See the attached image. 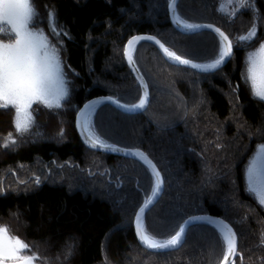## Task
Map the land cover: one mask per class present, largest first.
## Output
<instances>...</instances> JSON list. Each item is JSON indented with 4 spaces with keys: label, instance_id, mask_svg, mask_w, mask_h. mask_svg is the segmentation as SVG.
<instances>
[{
    "label": "trees",
    "instance_id": "1",
    "mask_svg": "<svg viewBox=\"0 0 264 264\" xmlns=\"http://www.w3.org/2000/svg\"><path fill=\"white\" fill-rule=\"evenodd\" d=\"M34 3L36 28L60 49L69 94L58 109L34 104V122L25 133L15 128L14 109L0 108V227L30 246L38 257L34 264H221V234L207 223L192 226L175 251L144 250L133 222L153 196L152 173L141 162L86 148L75 130L78 111L92 98L108 96L130 107L142 99L125 60L131 37L153 35L202 65L214 62L220 38L178 33L170 22V0ZM219 5L180 0L177 17L227 34L234 53L224 69L200 75L169 64L142 42L132 55L149 87L147 109L127 115L101 105L89 130L107 145L144 151L159 169L164 192L143 221L156 239H170L191 216L213 215L238 236L236 264H264V205L247 190L245 177L264 143V101L244 79L249 52L264 41V0H250L234 13ZM53 23L60 35L51 31ZM253 26L254 39H237Z\"/></svg>",
    "mask_w": 264,
    "mask_h": 264
},
{
    "label": "snow or ice",
    "instance_id": "2",
    "mask_svg": "<svg viewBox=\"0 0 264 264\" xmlns=\"http://www.w3.org/2000/svg\"><path fill=\"white\" fill-rule=\"evenodd\" d=\"M177 0H170V7L175 15ZM250 4V0H249ZM38 11L34 0H0V108L11 107L15 111L14 124L18 132L27 131L34 122L32 106L43 105L46 108H61L69 94L67 75L64 71V62L60 56L59 47L49 40L48 35L41 29L36 28L35 18ZM54 13L49 12L50 20L54 21ZM176 23L183 28L194 30L199 25L188 23L177 17ZM206 27L211 28V25ZM51 31H56L55 23ZM220 37L221 50L216 59L208 64H195L189 59H183L181 55L170 51L160 44L164 53L172 60L181 64L190 65L201 71H214L222 66L225 59L232 53V41L219 28L215 29ZM255 27L246 36L237 37L238 40L249 41L255 38ZM7 37L11 43H4ZM141 39H154L153 37H135L128 41L125 54L129 63L134 64L133 49L137 41ZM156 43H160L156 41ZM245 82L249 85L252 95L264 101V43L250 52L246 58L244 73ZM147 102V93L140 99L136 108H143ZM92 107V106H90ZM89 113H81L83 123L80 125L87 133V142L91 147L109 148L104 141L95 136L89 130ZM8 140H12L9 134ZM7 147V142L5 143ZM147 160L141 152L130 153ZM151 162L149 161V164ZM155 176V188L153 197L159 192L162 184L160 173L152 165ZM247 190L253 194L261 205H264V145H260L253 153L245 170ZM149 199L136 215L137 236L141 244L148 249L160 250L176 248L181 244L183 228L176 232L170 239L160 241L143 227L142 214L151 204ZM222 247V264H236L235 257L238 255L237 238L235 232L223 222L219 225ZM30 246L19 237L10 235L6 226L0 227V264H34L38 259L30 254ZM241 262L243 257H240Z\"/></svg>",
    "mask_w": 264,
    "mask_h": 264
},
{
    "label": "water",
    "instance_id": "3",
    "mask_svg": "<svg viewBox=\"0 0 264 264\" xmlns=\"http://www.w3.org/2000/svg\"><path fill=\"white\" fill-rule=\"evenodd\" d=\"M179 1L180 0H177L175 15H174V13H173L170 5H169L170 22H171L173 28L178 33H181L183 35L190 36V35H195V34H199V33H202V32H210V33H213V34H215V35H217L219 37L218 33L215 32V29L218 28V27L215 26V25H213V24H201V25H199L200 26L199 28L194 29V30H188V29L183 28L182 25H178L176 23V20H177V6L179 4ZM207 25H211L212 27L211 28L206 27ZM220 31H222V30L220 29ZM225 35H227V34L225 33ZM135 37H153L154 39H141V40H139V41L136 42V44L134 46V49H135V47L138 44H140L142 42L149 43V44L155 46L158 49V51L160 52L161 56L169 64L174 65V66H177V67H182V68L190 69V70H192L195 73L200 74V75L214 74V73H217V72L221 71L222 69H224L227 66V64L229 63V61L232 59L233 53H234L233 44H232V53H231V55L229 57H227L225 59V62L222 64V66L220 68H218V69H216L214 71H201L199 69L192 68L190 65L181 64V63H179L177 61H174V60L170 59L164 53L163 49L160 47V44H163V43L158 38H156L155 36L149 35V34H139V35H135V36L131 37L129 40H132ZM128 41H127L126 46H125V51H126V48L128 46ZM156 41H159L160 43L158 44V43H156ZM164 47H165V45H164ZM134 49H133V51H134ZM124 54H125V52H124ZM125 60H126V64H127L128 68H129L131 74L133 75V77L135 78V80L137 81V83L139 84V86L141 88L142 98H144L145 97V93H147V102H146L145 106L143 108H136L135 105L134 106H131V107L130 106H126V105L122 104L121 102H119L117 99L112 98V97H108V96H100V97L92 98L89 101H87L80 108V110L78 111V113L76 115V118H75V130H76V132H77V134H78V136H79L82 144L86 148H88V149H90L92 151H95L97 153L108 154V155H113V156H117V157H123V158H126V159H130V160H135V161L141 162L142 164H144L150 170V172L152 173V175H153V177L155 179V176H154V173H153V170H152V167H151L152 165H155V164L148 157V155L144 151H142L140 149L123 148V147L116 146V145H111L112 146V149H119V151L111 150L109 148L91 147L90 146V143L87 142V133L82 129V127H80V125L83 123V118L81 117V113L82 112L87 113L90 110H96L101 105H105V104L106 105H110L111 107H113L117 111H119V112H121L123 114H127V115H137V114H141V113H143L147 109V107L149 105V102H150V91H149L148 84H147L145 78L140 73V71L137 68L136 64L135 63L134 64H130L129 63V60H128V57L126 56V54H125ZM191 62L192 63H195L193 61H191ZM195 64H198V63H195ZM138 104H136V105H138ZM90 106H92V107H90ZM135 152H141V153H143L144 156L147 157V160H143L140 157H137L135 155H131L130 154V153H135ZM149 161L151 162L150 164H149ZM155 170L160 173V171H159V169L157 168L156 165H155ZM160 178H161V181H162V184L160 186V190H159V192L154 197L152 196L150 198L152 200V202H151V204H149V206L145 209V212L142 214V224H143V221H144V218H145L146 214L157 204V202L160 200V198L163 195V192H164V180L162 178L161 173H160ZM148 200L149 199H146L141 207H143ZM138 213H139V210L137 211L136 215ZM136 215L134 217V222H133L135 237H136L138 243L140 244V246L144 250H146V251H148L150 253H165V252H172V251H175V250L179 249L183 245V243H184V241L186 239L188 230L192 226H194L196 224H200V223L211 224V225H213L214 227H216L219 230V225H220L221 222H223L224 224H227L232 229L233 232H235L234 228L228 222H226L224 219H222L220 217H216V216L208 215V214L195 215V216H191V217L187 218L185 220V222L183 223V226H182V228L184 230L183 237H182L181 244L178 247H176V248L160 249V250H152V249H148L145 246H143L141 244L140 240L138 239V236H137V221H136ZM235 234H236V232H235ZM236 238H237V246H238V249H239V240H238L237 234H236ZM236 257H235V260H236Z\"/></svg>",
    "mask_w": 264,
    "mask_h": 264
},
{
    "label": "rangeland",
    "instance_id": "4",
    "mask_svg": "<svg viewBox=\"0 0 264 264\" xmlns=\"http://www.w3.org/2000/svg\"><path fill=\"white\" fill-rule=\"evenodd\" d=\"M249 4V0H220V5L219 8L221 11L223 12H227V13H234L236 11L241 10L242 8H244L246 5ZM4 42V41H3ZM12 42V41H11ZM11 42H4V43H11ZM262 43H264V41H262ZM261 43V44H262ZM260 47V45L255 49L252 50L250 52H254L256 51L258 48ZM249 52V53H250ZM95 111V110H94ZM94 113V112H93ZM92 113V114H93ZM92 114L89 116L88 121H90V118L92 117ZM26 131L22 132L25 133ZM260 145H264L260 144ZM258 145L257 148L260 146ZM248 166V165H247ZM247 168V167H246ZM246 177V176H245Z\"/></svg>",
    "mask_w": 264,
    "mask_h": 264
},
{
    "label": "bare ground",
    "instance_id": "5",
    "mask_svg": "<svg viewBox=\"0 0 264 264\" xmlns=\"http://www.w3.org/2000/svg\"><path fill=\"white\" fill-rule=\"evenodd\" d=\"M93 112H94V110H90L89 112H87V113H89L88 118Z\"/></svg>",
    "mask_w": 264,
    "mask_h": 264
}]
</instances>
